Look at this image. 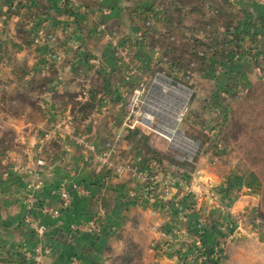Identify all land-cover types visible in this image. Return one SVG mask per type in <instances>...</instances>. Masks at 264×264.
I'll list each match as a JSON object with an SVG mask.
<instances>
[{"label":"rangeland","instance_id":"1","mask_svg":"<svg viewBox=\"0 0 264 264\" xmlns=\"http://www.w3.org/2000/svg\"><path fill=\"white\" fill-rule=\"evenodd\" d=\"M112 2L114 14L107 20L109 8L101 7L100 0H91L87 7L93 14L91 30L84 26L82 42L72 37L68 40L65 34L55 35L43 24L42 44H35L42 27L31 38L18 25L15 49L19 52L14 54L16 61L12 64L15 69L9 67L13 58L0 53V179L7 184L16 174V187L22 185L21 190L16 191L14 185L4 190L0 208L3 200L10 204L18 200L17 210L6 212L14 218L20 214L19 204L27 205L28 214L12 224L11 230L25 224L35 239L28 247L9 244L13 243L11 239L7 244L1 237L0 264H37L28 255L38 250V264H57L53 262L56 248L27 222L28 218L39 221L33 215L39 210L32 209L30 203L35 200L40 206L43 168L55 169L57 156L68 153L63 162L66 170L99 169L96 165L105 170L104 181L122 178L128 185L138 176L133 170L118 173L116 169L133 166L141 148V154L149 158L148 164L142 159L137 162L146 168L153 161L156 164L155 172L151 171L157 181L153 198L146 181L140 192L128 188L123 196L133 200H129L131 204L145 201L141 204L176 210L177 225L162 231L153 222L145 230L121 229L118 236L123 246L113 244L112 262L99 264H170L172 259L175 264H264V81H259L260 76L252 70L255 59L247 35L249 27L235 6L239 1L123 0L120 6L118 0ZM12 4L18 11L21 0ZM254 36L258 41V33ZM32 44L43 53L29 49ZM65 45L72 51L82 49L76 62L71 63L75 58L66 53ZM23 46L29 49L25 54ZM180 89L190 96L173 125V115L181 103L175 94L181 96ZM138 90L143 94L135 103ZM128 143L139 149L130 153L122 147ZM84 144H96L99 154L88 156ZM108 146L114 152L109 163L101 162L98 157ZM122 150L126 152L120 160ZM40 160L46 164L38 166ZM236 169L239 175L255 171L260 176V208H249L236 221L221 223L220 236L227 241L209 245L212 247L191 243L183 225L189 221L186 212L201 204L203 179L211 181L220 170ZM68 180H63L58 190L62 183L71 188ZM95 219L74 229L100 231ZM246 228L251 233L242 232ZM203 230L198 225L193 232L203 236ZM160 232L164 241L148 240L150 234ZM237 233L240 235L236 239ZM136 237L146 240L144 246L137 244ZM232 237L236 240L228 249ZM200 247L207 252L217 247L221 258H211L208 252V259L201 261ZM150 248L157 252L154 260L148 255ZM80 254L85 255L83 251ZM82 256L60 264H91V258L83 262Z\"/></svg>","mask_w":264,"mask_h":264},{"label":"crops","instance_id":"2","mask_svg":"<svg viewBox=\"0 0 264 264\" xmlns=\"http://www.w3.org/2000/svg\"><path fill=\"white\" fill-rule=\"evenodd\" d=\"M238 1L239 2L236 3L235 6L239 7L242 15L241 18L248 23L249 27L247 35L250 38L249 45L252 56L255 59V61H253L254 67L252 70L255 75L260 76L258 78L259 81H264V0ZM12 2L13 0H0V53H7L10 59L13 58V62L9 65L11 69L15 67L12 65L16 61L14 54L19 52V50L16 51L18 48L15 49L17 45L15 43L17 37L15 28H17L18 25H21L27 31L28 35H31V38L34 36L33 34L37 31V28L46 24L48 26L47 29L53 34L58 36L65 34L68 40L72 37L75 38L74 40H81V42L83 41L84 32H86L84 26L87 27L88 25V30H91V16L93 14L91 15V9L87 8L91 5V0H21L20 9L18 11L16 8H12ZM100 2L101 7H106V9L107 7L109 8V16L105 18L110 20V17H113L114 14L110 6H113L115 2H112V0H100ZM116 4L120 6L123 4V0H118ZM254 25H257V27L259 26V28L255 29ZM253 32L258 33V41L254 40L256 37ZM12 45H14L13 49L15 50L10 47ZM30 47L29 49H32V51L43 53L40 48L35 47L33 44L30 45ZM63 47L65 48L64 50L67 51L66 53L74 56L75 59L74 61L72 59L71 63L76 62V58L78 59L80 57L81 54L79 55V53L82 49L72 51V48L70 49L66 47V45ZM29 49L23 46L21 49L22 54H25ZM249 65L251 64L249 63ZM262 74L263 76H261ZM250 80L254 82L253 79ZM122 147L130 150V153L139 149L138 147H133L132 144ZM139 150L141 153H144L142 148ZM70 152L72 156L73 150L71 149ZM122 152L124 153L126 151L122 150L120 152L121 154L118 156L120 160L123 155ZM127 152L129 153V151ZM141 153L137 154L141 158L136 156L133 165H137V160L140 159H142L144 163H147L149 158H145ZM61 155L62 156H57L56 158L55 169L44 170L45 168H43L44 175H42V177L44 178L45 184L44 186L40 185V190H38L41 198L40 206H58L61 203L58 188L60 183L65 179H69L68 182L71 186H73V184H80L81 187H85L90 192V196L73 194V203L70 209L66 210L59 219L46 217L41 214L40 210L37 211V213H33V215H35L34 217H37L39 222L46 225L48 228L46 234L47 242L52 245V247L54 246L56 248L55 251H57V255H54L55 258L53 262L57 264L65 261L69 262V259L72 257L76 258V255L79 257L82 256L83 254L80 253L83 251L85 254L82 256L84 258L81 259L83 262H90L91 258V264L93 262V264H99L100 262L110 263L113 257V250L110 249L113 247V244L114 247L117 246V243L123 246L122 239L118 236L120 233L119 230L127 228L131 230L134 227L143 229L150 222L159 224V226H161L159 228L160 231L166 229L171 224L177 225L179 212H176V210L164 211L160 208H155V205L153 206V203L149 202V205L145 206L141 204L145 202L141 201L143 199L140 200L141 203H137V200H134L135 203L131 204L130 201L133 200L123 196L128 188L135 189V192L143 190V184H145V182H143L141 178L135 177V181L129 182L128 185H124V179L122 178H113L106 182L104 181V176H106L105 170L103 171L100 166L95 165V167L99 169H91V166L87 169L83 168L81 169L82 172H77L76 167L66 170L67 166L63 162L66 160L65 157L68 153L64 152L61 153ZM126 160L127 159L124 158V161ZM155 165L153 161V163H150V166H148L152 173L155 172ZM237 171V169L235 171L229 170L228 172L220 170L215 173V178L211 181H208L207 177L203 179L204 183L201 186L203 198L201 204H199L198 209L186 212L189 221L187 224L183 225V228L186 230L185 234L189 235L188 238L191 243H195L197 246L202 245L208 247L209 245L220 244L225 240L227 241L228 239L223 240L220 236V224L226 221H236L239 219L240 215L249 208H260L263 195V184L260 176L255 171H248L246 175H239ZM18 177L19 176L16 174L12 175V178L7 184H3L0 179V201L3 199L2 197L6 196L3 192L8 186L14 185L16 187V183L19 180L17 179ZM21 188L22 185L18 183L16 191L18 189L21 190ZM110 197H113V199H110ZM163 197L164 195H162V198ZM173 198H176V195L173 196ZM15 202L19 203L18 200H15ZM16 203L13 201L10 204L4 202V200L1 203L0 227L7 226V228H1L0 238L2 237L7 244L11 239L13 243L10 241L9 244H15V246L17 244H27L28 247H32L35 243V239L32 233L25 227V224L22 225L23 227H20L19 223L17 227H13L14 231L11 230L12 224L14 226V223L20 222V219L28 214L27 205H21L20 203L18 207L20 214L14 218L8 217L6 212L11 211L12 213L17 210ZM174 218L176 221L173 220ZM94 219L95 222H98L100 231L84 229L85 232H82L83 230L74 229L75 226L80 228L79 224L88 225ZM172 220L174 223H172ZM198 225L200 229H204L203 236L193 232L194 228H197ZM21 228L23 229L21 230ZM156 230H158V228H156ZM245 231L248 233L251 230L246 228V230L242 232ZM150 235L148 240H165L161 232L158 234L152 233ZM236 235L237 239L240 234L237 233ZM233 237L228 241V249H230V244L232 245L233 243ZM136 239L138 241L137 244L144 246L146 240L138 237H136ZM110 240H114V242L111 243ZM150 254L153 260L154 257L157 256V252L152 248L149 249L148 255L150 256ZM69 255L72 256L70 257ZM169 263L175 264L173 259L169 260Z\"/></svg>","mask_w":264,"mask_h":264},{"label":"built area","instance_id":"3","mask_svg":"<svg viewBox=\"0 0 264 264\" xmlns=\"http://www.w3.org/2000/svg\"><path fill=\"white\" fill-rule=\"evenodd\" d=\"M42 27V26H41ZM45 32V27L41 28V31L39 32V36L37 38L34 39V43L35 44H42L41 42V35H44ZM143 94V90L140 91L138 90L135 95H134V101L135 103H138L140 100V97ZM112 146H108L107 149L102 152L99 157L98 160L100 159L101 162H107L109 163V158L111 156V154H113L112 152H114L112 150ZM84 151L85 153H88V156L91 155H98L99 153V149L98 146L96 144H84ZM46 163L45 161L40 160L38 162V166H44ZM133 170V171H132ZM116 171L118 173H123L126 171H132L134 172V174L136 176H138L139 178H141L143 181H146L147 184L146 186H149L148 192H150V197L153 198V191H154V186L157 183L156 179L154 178L155 176L143 165H141L140 162L137 163V165H133V166H119L117 167ZM59 194H60V198H61V203L59 205V207H51L49 205H44V206H38L35 200L31 201V205H32V209H38L40 210V212L46 216L49 217L51 219H59L63 213L70 209L72 203H73V194L79 195V196H90V192L85 188V187H81L78 185H73L71 188L70 186L66 183L63 184L61 188L59 189ZM31 218V216H29ZM33 220V221H32ZM28 224H30L31 229L36 231V233L40 236V237H44L47 233V226L43 225L41 223H38L37 221L33 219L29 220L28 218ZM201 249L200 251H198V256L201 257V261H204L206 259H208V252L203 249V248H199ZM211 258H215L216 260L221 258V252L219 251V249L216 247L212 250V252H210ZM32 261H36V263H40L41 260V251L38 250L35 252V254L33 255H28Z\"/></svg>","mask_w":264,"mask_h":264},{"label":"bare ground","instance_id":"4","mask_svg":"<svg viewBox=\"0 0 264 264\" xmlns=\"http://www.w3.org/2000/svg\"><path fill=\"white\" fill-rule=\"evenodd\" d=\"M179 92H180V94H181V96H179L178 94H175V97L177 96L178 98H179V100H180V107H179V110H177L176 112H175V110H174V115H173V125L177 122V119L179 118V114L181 113V111L184 109V107H185V105H186V103H187V101H188V98H189V92L187 91V90H185V89H180L179 90ZM172 112H173V110H172Z\"/></svg>","mask_w":264,"mask_h":264},{"label":"trees","instance_id":"5","mask_svg":"<svg viewBox=\"0 0 264 264\" xmlns=\"http://www.w3.org/2000/svg\"><path fill=\"white\" fill-rule=\"evenodd\" d=\"M67 2H68V1H67ZM235 29L237 30V33L240 34V31H239L240 29H239L238 27H236ZM238 31H239V32H238ZM137 132L140 133V131H137ZM142 136H143V138H144L145 140L148 139L147 136H144V135H142ZM147 147H148V145H147ZM148 148H149V147H148ZM147 169L151 172V169H150V168L147 167ZM208 252H209V254H210V252H212V250H211L210 248H208ZM209 254H208V255H209Z\"/></svg>","mask_w":264,"mask_h":264}]
</instances>
